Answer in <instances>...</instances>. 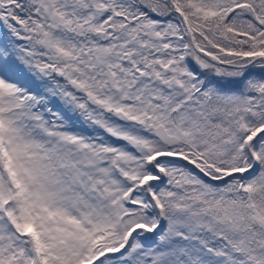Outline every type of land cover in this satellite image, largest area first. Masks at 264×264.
<instances>
[{
  "label": "snow or ice",
  "instance_id": "snow-or-ice-1",
  "mask_svg": "<svg viewBox=\"0 0 264 264\" xmlns=\"http://www.w3.org/2000/svg\"><path fill=\"white\" fill-rule=\"evenodd\" d=\"M0 264H264V0H0Z\"/></svg>",
  "mask_w": 264,
  "mask_h": 264
}]
</instances>
